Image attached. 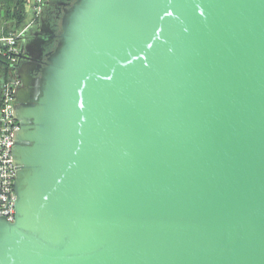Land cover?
Here are the masks:
<instances>
[{"label":"water","instance_id":"95a60500","mask_svg":"<svg viewBox=\"0 0 264 264\" xmlns=\"http://www.w3.org/2000/svg\"><path fill=\"white\" fill-rule=\"evenodd\" d=\"M61 5L13 65L0 264H264V0Z\"/></svg>","mask_w":264,"mask_h":264},{"label":"built area","instance_id":"2783aa9c","mask_svg":"<svg viewBox=\"0 0 264 264\" xmlns=\"http://www.w3.org/2000/svg\"><path fill=\"white\" fill-rule=\"evenodd\" d=\"M30 19L19 29H15L8 35L0 38V53L9 65L8 76L4 78L0 86V216L8 221H13L15 216L16 193L14 180L17 164L13 160L14 135L20 127L15 119V90L19 86L14 64L18 60L19 43L26 38L28 32L38 24L40 13L46 4V0H29Z\"/></svg>","mask_w":264,"mask_h":264},{"label":"trees","instance_id":"16d2710c","mask_svg":"<svg viewBox=\"0 0 264 264\" xmlns=\"http://www.w3.org/2000/svg\"><path fill=\"white\" fill-rule=\"evenodd\" d=\"M29 0H0V8L3 19L9 23L6 28L4 35H7L10 30L9 27L12 26L15 29L21 28L27 18L26 7ZM11 31V32H12ZM9 65L8 62L0 53V84L8 76ZM1 86V85H0Z\"/></svg>","mask_w":264,"mask_h":264},{"label":"flooded vegetation","instance_id":"af4514ba","mask_svg":"<svg viewBox=\"0 0 264 264\" xmlns=\"http://www.w3.org/2000/svg\"><path fill=\"white\" fill-rule=\"evenodd\" d=\"M68 0H46V4H45V10H44V17H46L45 19L50 20L52 26H55V28L57 27V30H59V26L58 24V15L60 14V9L63 7V5H61V3H67ZM74 1V0H73ZM39 25H36V27H34L33 29H31L30 32H28V34L26 35V38H30L33 37L37 27ZM52 50V49H51ZM20 60H25L24 58L20 59ZM33 76H38L39 73L37 72V70H35L32 73ZM19 84H21V79ZM18 84V85H19Z\"/></svg>","mask_w":264,"mask_h":264},{"label":"crops","instance_id":"0c3cea01","mask_svg":"<svg viewBox=\"0 0 264 264\" xmlns=\"http://www.w3.org/2000/svg\"><path fill=\"white\" fill-rule=\"evenodd\" d=\"M1 8H0V38L4 36L6 28L9 26V23L3 19ZM8 33V32H7Z\"/></svg>","mask_w":264,"mask_h":264},{"label":"rangeland","instance_id":"374dc122","mask_svg":"<svg viewBox=\"0 0 264 264\" xmlns=\"http://www.w3.org/2000/svg\"><path fill=\"white\" fill-rule=\"evenodd\" d=\"M26 13H27V18H26V20L28 21V20L30 19V16H29V15H30V6H29L28 3H27V7H26ZM25 23H26V22H25ZM12 28H13L12 26L9 27V30H10V31L8 32V34L13 30ZM8 34H7V35H8ZM5 36H6V35H5Z\"/></svg>","mask_w":264,"mask_h":264}]
</instances>
